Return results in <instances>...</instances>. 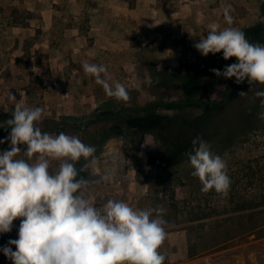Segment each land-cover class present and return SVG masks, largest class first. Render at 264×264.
I'll use <instances>...</instances> for the list:
<instances>
[{
	"label": "rangeland",
	"instance_id": "obj_1",
	"mask_svg": "<svg viewBox=\"0 0 264 264\" xmlns=\"http://www.w3.org/2000/svg\"><path fill=\"white\" fill-rule=\"evenodd\" d=\"M222 2L220 30L229 26L224 18L228 7L232 27L246 35L247 29L260 26L264 34V0ZM252 6L254 18L248 20L244 17ZM141 8L138 19L134 15ZM172 8L167 0H0V139L11 131L4 123L14 111L15 102L8 101L11 93L16 102L44 110L37 124L42 132H63L96 148L98 165L81 173L92 182L83 190L90 202L99 207L113 199L136 209H166L164 264H264V97L255 95L264 85L220 76L208 93L210 100L221 102L215 111L218 137L205 141L226 163L231 179L226 197L201 190L187 156L171 165L172 132L161 133L166 144L156 133L128 129L125 122L119 123L120 134L110 128L119 119L141 116L151 104L160 115L178 114L184 100L177 83L174 88L159 84H168L174 70L182 74L215 60V54L205 57L194 47L201 25L189 22L193 35L184 30L169 37L166 11ZM151 9L157 26L143 25ZM85 62L104 65L108 82L123 84L131 99L125 103L108 97L85 74ZM237 62L232 57L223 64ZM237 108L243 110L239 118ZM232 117L240 119L238 125L230 122ZM233 125L232 133L224 136L221 129ZM20 147L26 150V145ZM4 150H10V141L0 144V152ZM84 163L82 158L77 168ZM52 166L55 170L58 162ZM105 174L111 175L110 182L100 179ZM19 224L20 219L14 220L12 231L0 234V248L18 239ZM0 264H12L2 251Z\"/></svg>",
	"mask_w": 264,
	"mask_h": 264
},
{
	"label": "clouds",
	"instance_id": "obj_2",
	"mask_svg": "<svg viewBox=\"0 0 264 264\" xmlns=\"http://www.w3.org/2000/svg\"><path fill=\"white\" fill-rule=\"evenodd\" d=\"M224 18L228 27L220 30L215 23L208 25V35L194 47L205 57L223 52L225 60L237 58L238 62L225 66L223 72L211 69L217 77L264 85V45L251 43L243 31L231 26L228 7ZM82 67L108 97L125 103L131 99L123 84L108 82L104 65L85 62ZM255 95L264 97V91ZM8 101L15 106L12 118L4 122L10 135L0 139V144L10 141V150L0 152V234L11 232L14 220L20 219V224L18 239H10L0 248L5 257L12 264H164L166 254L161 249L167 239L166 209H136L113 199L97 207L83 193L92 182L81 175L98 165L96 148L63 132H42L37 126L42 108L28 107L23 100L16 102L11 93ZM20 145H26V150ZM185 155L203 192L228 195L231 179L226 163L206 141L196 137L192 151ZM82 158L85 163L78 169ZM52 162H58L55 170ZM100 179L110 182L111 175Z\"/></svg>",
	"mask_w": 264,
	"mask_h": 264
},
{
	"label": "trees",
	"instance_id": "obj_3",
	"mask_svg": "<svg viewBox=\"0 0 264 264\" xmlns=\"http://www.w3.org/2000/svg\"><path fill=\"white\" fill-rule=\"evenodd\" d=\"M246 33L248 37L255 40L260 37L257 43H264V34L260 26L247 29ZM223 62L222 52L217 53L215 54V60L207 65L192 71L182 72V74H179L178 70H174L168 79V84H164V82L159 84L160 87L174 88L173 83H177L184 100V106L179 107L178 114L171 116L160 115L155 111V104H151L149 107H144L141 110V116L136 113L135 116L131 115L127 118L119 119L118 124L112 125L110 128L116 134H120L121 128L119 123L125 122V126L128 129L132 128L142 133H152V135L156 133L162 143H166V139L161 137V133L172 132L170 142L168 143L171 150L169 160H171V165L176 164L179 158L186 156V152L192 151L193 139L199 136L204 141H208L217 136L215 133V130L218 128L215 119L217 112L215 111L221 108V102L210 100L208 93L214 87L217 77L211 69H218L223 72L225 68ZM182 107L188 109H182ZM242 111L241 108H237L234 114L236 113V117L239 118ZM238 118L232 117L230 122L238 125L240 121ZM235 125L221 129L224 136L230 135Z\"/></svg>",
	"mask_w": 264,
	"mask_h": 264
},
{
	"label": "crops",
	"instance_id": "obj_4",
	"mask_svg": "<svg viewBox=\"0 0 264 264\" xmlns=\"http://www.w3.org/2000/svg\"><path fill=\"white\" fill-rule=\"evenodd\" d=\"M167 3L174 7V9H167L166 11L167 16L171 19L172 26V32L169 37L183 35L184 30H189L193 35V27L188 24L190 22L191 24L201 25L202 27L201 31L197 32V37L193 39L194 41H198L200 39L198 37L208 34V25L212 23L217 24V16H219V19L223 17L222 11L224 3L222 0H167ZM251 8L252 11L246 13L244 17L248 20L254 18L253 6ZM141 12H143L142 8L140 11L137 10L134 16L140 19ZM152 12L151 18L144 20L143 25H158V20L152 21V19L156 18L155 10L153 9ZM217 25L220 26L221 23L219 22Z\"/></svg>",
	"mask_w": 264,
	"mask_h": 264
}]
</instances>
